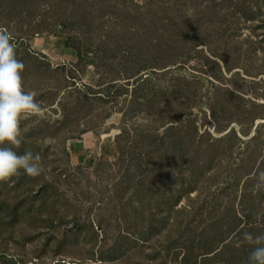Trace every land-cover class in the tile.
Here are the masks:
<instances>
[{
  "label": "trees",
  "instance_id": "16d2710c",
  "mask_svg": "<svg viewBox=\"0 0 264 264\" xmlns=\"http://www.w3.org/2000/svg\"><path fill=\"white\" fill-rule=\"evenodd\" d=\"M129 1L100 0L101 11L128 40L142 41L139 50L131 46L123 52L127 79L149 60L158 70L184 64L199 47L227 71L233 70L231 62L264 54V0H175L155 6ZM70 2L80 12L72 16L75 23L87 26L92 4ZM167 95L153 93V125L112 128L121 131L116 145L123 168L106 184V216L104 206L95 218L78 213L56 185L21 171L0 182V232L13 234L21 225L33 229L36 234L25 241L42 239L43 250L53 252L45 264H69L57 257L76 247L101 264H248L256 245L241 242L243 233L264 234V190L252 191L264 171V122H257L264 120V103L216 93L209 109L213 133L199 124L187 95L173 93L162 101ZM146 102H151L148 93L131 99L142 110ZM128 114L122 111L123 123ZM75 170L83 172L80 166ZM0 264L18 263L0 259Z\"/></svg>",
  "mask_w": 264,
  "mask_h": 264
},
{
  "label": "rangeland",
  "instance_id": "374dc122",
  "mask_svg": "<svg viewBox=\"0 0 264 264\" xmlns=\"http://www.w3.org/2000/svg\"><path fill=\"white\" fill-rule=\"evenodd\" d=\"M87 1L92 4V14L89 24L80 27L72 18L80 12L70 0H0V28L11 32L16 58L24 64V90L36 93L42 109L21 118V146L15 151L38 153L42 172L35 178L56 185L74 210L95 218L100 206H104L101 212L106 216V184L123 168V161L118 162V152L113 159L97 157L92 164L74 165L69 156L72 142L82 139L86 132L99 135L112 132L113 127L153 125L149 116L153 93H167L162 101L173 93L187 95L190 100L186 105L198 116L199 124L214 133L209 109L216 93L221 98L234 93L244 99L242 102L264 103V54L258 51L259 58L231 62L233 70L227 71L206 47H199L184 64L158 70L151 68L149 60L140 74L127 79L128 62L123 52L131 46L139 50L142 41L138 37L128 40L129 34L101 11L100 0ZM174 1L134 0V4L169 5ZM60 38H68L71 48L64 46V40L58 42ZM142 93H148L151 99L144 110L131 103L132 96ZM122 111L129 113L125 123ZM114 130L115 136L121 134L119 129ZM122 146L128 151V142L123 141ZM106 164L113 165L112 171ZM96 165L100 166L97 172ZM78 166L83 172L75 170ZM35 234L27 225L18 226L13 234L0 232V259H15L18 264L51 263L53 252L43 250L42 239L25 241ZM65 255L57 259H66L69 264H101L86 259L89 254L83 247L68 250Z\"/></svg>",
  "mask_w": 264,
  "mask_h": 264
},
{
  "label": "clouds",
  "instance_id": "9594fccd",
  "mask_svg": "<svg viewBox=\"0 0 264 264\" xmlns=\"http://www.w3.org/2000/svg\"><path fill=\"white\" fill-rule=\"evenodd\" d=\"M7 28H0V182L21 171L29 177L41 174V157L25 151L17 154L21 146L20 120L41 112L34 91H25L22 72L24 64L16 58V45ZM264 190V171L259 172L252 191ZM256 245L249 253L248 264H264V234L244 232L242 241Z\"/></svg>",
  "mask_w": 264,
  "mask_h": 264
},
{
  "label": "crops",
  "instance_id": "0c3cea01",
  "mask_svg": "<svg viewBox=\"0 0 264 264\" xmlns=\"http://www.w3.org/2000/svg\"><path fill=\"white\" fill-rule=\"evenodd\" d=\"M65 47L67 45L65 42H68V47L71 48V43L68 38H60ZM57 42V43H58ZM62 42V41H61ZM112 132L106 134L96 135L93 132H86L82 139L75 140L70 144V159L74 165H85L92 164L97 157H104L107 159H113L117 156V145H116V136L114 129Z\"/></svg>",
  "mask_w": 264,
  "mask_h": 264
},
{
  "label": "water",
  "instance_id": "95a60500",
  "mask_svg": "<svg viewBox=\"0 0 264 264\" xmlns=\"http://www.w3.org/2000/svg\"><path fill=\"white\" fill-rule=\"evenodd\" d=\"M228 132V131H227Z\"/></svg>",
  "mask_w": 264,
  "mask_h": 264
}]
</instances>
